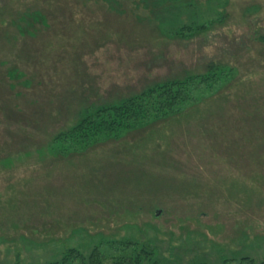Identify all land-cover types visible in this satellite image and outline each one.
I'll list each match as a JSON object with an SVG mask.
<instances>
[{"label": "rangeland", "instance_id": "rangeland-1", "mask_svg": "<svg viewBox=\"0 0 264 264\" xmlns=\"http://www.w3.org/2000/svg\"><path fill=\"white\" fill-rule=\"evenodd\" d=\"M261 36L264 0H0V264H115L120 241L163 264L262 259ZM211 68L232 78L183 115L54 145L97 107Z\"/></svg>", "mask_w": 264, "mask_h": 264}, {"label": "trees", "instance_id": "trees-1", "mask_svg": "<svg viewBox=\"0 0 264 264\" xmlns=\"http://www.w3.org/2000/svg\"><path fill=\"white\" fill-rule=\"evenodd\" d=\"M261 38L264 39V36ZM231 78L230 70L216 73V69L211 68L205 75L158 84L119 104L97 107L72 128L58 133L54 145L58 150L72 152L76 148H84L100 141L119 139L150 122L183 115L185 111L196 108L217 95ZM119 244L120 255L115 259V264H163L157 258L155 248L148 251L146 246L135 241H120ZM37 264H104V262L101 259V252L95 249L89 257H85L78 250H69L60 260ZM239 264H264V257L262 259L243 257Z\"/></svg>", "mask_w": 264, "mask_h": 264}]
</instances>
